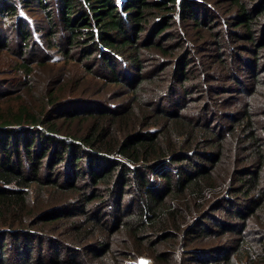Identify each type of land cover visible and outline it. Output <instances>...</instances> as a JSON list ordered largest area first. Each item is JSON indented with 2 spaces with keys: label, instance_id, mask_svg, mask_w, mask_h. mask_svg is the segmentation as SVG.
<instances>
[{
  "label": "trees",
  "instance_id": "trees-1",
  "mask_svg": "<svg viewBox=\"0 0 264 264\" xmlns=\"http://www.w3.org/2000/svg\"><path fill=\"white\" fill-rule=\"evenodd\" d=\"M5 18L0 264H264V0H0ZM66 93L99 108L58 110Z\"/></svg>",
  "mask_w": 264,
  "mask_h": 264
},
{
  "label": "rangeland",
  "instance_id": "rangeland-1",
  "mask_svg": "<svg viewBox=\"0 0 264 264\" xmlns=\"http://www.w3.org/2000/svg\"><path fill=\"white\" fill-rule=\"evenodd\" d=\"M16 4L17 3H15L13 5L16 6ZM21 13L23 15L25 14L30 22L33 21L34 24L37 23V25H36L37 27L43 26V24H40V16H41V15L39 16L40 13L32 14L31 11H30V15H27L24 11H21ZM8 23H9V20H7L6 18L0 19V26H1V33L0 34L2 35L0 37V45L5 42V39L3 38V36H4L3 31H4V29H6V32H7ZM35 33H36L37 40L39 42H42L38 32L35 31ZM9 38H12V37H9ZM52 52H54V49ZM17 61H18V57H16L14 52L9 51L6 47L2 46V48L0 50V106H2V107H5L9 103V101L14 99V96L16 95V93H13L14 90H12L10 87H7L5 84L17 80L13 75L14 63H16ZM55 67L60 70L59 65H56ZM262 76L264 77V74ZM79 78L82 79V77H79ZM21 79H22V77L19 76L18 81H15L13 83V86L17 85V83L19 82V80L21 81ZM244 80H246V79H244ZM101 82H102L101 79L97 80L98 84H101ZM9 94H11V95H9ZM64 96H66V98H64L63 101H61V103H63V104L59 106L58 110L60 108H62L61 110H63L64 112H71V111L79 112L82 110H88V109L90 110L92 108H99L98 104L90 103V102H80V101H77L75 99H72V97H68L69 93H66ZM219 123L222 125H225L227 123V119L222 118L219 120ZM23 244H25V243L22 241H19L17 243V245H15V246L12 245V247L9 251H7L9 249V247H6L5 252H7V254H9L11 260L13 259L14 261H17L18 253L23 251ZM36 244H37L36 242L35 243L30 242L29 244H26V247L27 248H28V246L31 247L32 252H33V255H32L30 261L35 260L39 255V248ZM17 246H20L19 251H17V249H16ZM130 264H153V262L148 256L141 255L136 260V262H130Z\"/></svg>",
  "mask_w": 264,
  "mask_h": 264
}]
</instances>
